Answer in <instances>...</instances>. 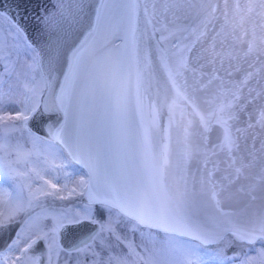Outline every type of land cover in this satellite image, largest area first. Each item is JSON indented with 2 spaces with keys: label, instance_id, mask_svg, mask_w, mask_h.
Wrapping results in <instances>:
<instances>
[{
  "label": "snow or ice",
  "instance_id": "snow-or-ice-1",
  "mask_svg": "<svg viewBox=\"0 0 264 264\" xmlns=\"http://www.w3.org/2000/svg\"><path fill=\"white\" fill-rule=\"evenodd\" d=\"M86 2L53 0L34 44L0 0V19L24 56L17 71L0 40V264H42L40 242L46 264L73 253L75 264H264V137L258 149L255 142L264 88L249 85L262 69L238 81L218 75L231 77L233 61L264 57V0H222L223 8L221 0H95L81 25ZM37 114L56 116L46 135L29 127ZM213 156L222 159L209 168ZM200 157L199 178L189 179ZM72 164L85 171L77 176ZM242 179L247 185L233 192ZM235 193L260 204L226 207ZM76 196L83 199L72 206L46 199ZM12 224L18 229L5 240ZM136 234L153 247L137 245Z\"/></svg>",
  "mask_w": 264,
  "mask_h": 264
},
{
  "label": "water",
  "instance_id": "water-1",
  "mask_svg": "<svg viewBox=\"0 0 264 264\" xmlns=\"http://www.w3.org/2000/svg\"><path fill=\"white\" fill-rule=\"evenodd\" d=\"M95 0H87L86 4H85V8H86V12L85 14L80 18L79 23L81 25H87L88 23L91 22L93 16H94V11L92 9V7L90 6L92 3H94ZM234 2V0H229V5L231 6L232 3ZM241 3H243V0H241ZM221 8H223V3L221 0ZM5 11L9 12L12 16L15 17L16 21L25 29L28 38L34 43V44H40L43 41V33L41 31L42 29V25L39 23V17L44 15V11L45 10H52L53 8V0H6L5 3ZM190 22V21H189ZM223 22L222 17L215 21V25L216 28L215 30H213L212 28L209 29L208 31V35L205 39V43H204V47H207L208 44L211 43L212 37L215 34V31L219 30V26L220 24ZM188 23V22H186ZM221 38L217 37V48L219 50V40ZM201 47V45H197V49H199ZM197 49L193 50V53L189 54L190 56V65L192 68H199V64L203 63V60L197 62L195 59V53L197 51ZM262 61H264V57H261V59L258 61L256 60L254 57H249L247 61L245 60H241L239 62L237 61H233V67H232V73L233 75L231 77H228L226 75L225 70L221 69L218 72V75L227 80H233V81H238L243 79L244 74L247 71H255L256 69H262L257 76L249 81V85L251 88L256 89L257 91H259L261 88H264V64H262ZM157 63L156 60L154 59V64ZM249 64H253L254 67L253 68H249ZM219 69V65L217 64L216 66ZM228 68V64L227 62H225V69ZM238 69V70H237ZM204 72H209L211 71V67L210 66H206L203 69ZM188 76V82L190 85H195L196 81L193 77V74L190 72L187 74ZM157 77L159 80L160 85L163 87L166 86V77L164 75V73L162 72V70H158L157 72ZM197 78H199V76L197 75ZM257 81L259 83H257ZM219 80L215 81L212 85L206 87L203 89L202 92L198 93V95L205 97L207 95L210 94V91L212 89H215L216 87L219 86ZM204 84H207V79H204ZM245 95H247V89H245ZM261 103L260 100L256 101V104L259 105ZM252 106L249 105V110H251ZM166 111V110H165ZM247 120L246 116H242L241 117V126L243 125V121ZM56 121V116L55 115H49V114H37L36 117H34L32 120L29 121V127L32 128L33 131L37 132L38 134H42V135H46V129H45V122H51L54 123ZM162 123L166 124L167 123V117L166 114L162 115ZM255 132L257 133L256 135V147L257 149L259 148L260 145V140L262 137H264V133L261 132V130L259 128L255 129ZM211 135V142H214L216 139V132L213 131V133L210 134ZM210 142V143H211ZM249 146H251L252 140L251 138H249ZM203 157H200L199 160L194 159L192 161V163L189 165V179L192 178H199L200 175V171L203 169V164L201 163V161L203 160ZM219 159H222V157H211L210 158V163H209V168H211L213 161H217ZM80 166V165H79ZM221 167V171L217 172L216 175V179L219 180L222 178L223 173V169L225 167L224 164L220 165ZM248 183V181L246 180H241L239 181L236 185H233V192H235V189L237 187L240 186H246ZM259 195V193H258ZM83 199V198H82ZM251 204L252 206H258L260 204V200L257 199L256 201H250L249 197L244 194V193H235V195L233 196V198L229 201L226 202V207H231L233 209L236 210H240V208L244 205V204ZM10 231L5 235L4 239L5 240H9L12 237H14L16 230L18 229V225L17 224H12L10 225ZM65 241L62 240V243H64ZM4 245H3V241H0V252L4 251ZM35 251L37 254L42 255V264H46L47 261V256L44 255L47 251V249L45 248L43 242H40L37 244ZM232 249H229V252H231Z\"/></svg>",
  "mask_w": 264,
  "mask_h": 264
},
{
  "label": "rangeland",
  "instance_id": "rangeland-1",
  "mask_svg": "<svg viewBox=\"0 0 264 264\" xmlns=\"http://www.w3.org/2000/svg\"><path fill=\"white\" fill-rule=\"evenodd\" d=\"M0 40H3L7 46V49L12 52L10 59L13 61H16L17 71H22L21 65L24 62L23 49L22 48L19 49L21 55L19 57H17L16 53H17L18 49L13 47L14 36L10 32V22L6 19H0ZM3 68H4V64L0 63V72H3ZM13 79H15V77H13ZM6 107L14 108L16 106L15 105H6ZM70 170L74 174H76L77 176L85 171L83 168H81L77 164L70 165ZM62 182H63V179H61V183ZM36 183L39 184L41 182L37 181ZM46 199H47V202L52 201V198H50V197L46 198ZM81 199H82L81 197L76 196V197H72L71 199L66 200V201L56 200L57 202H59V204H57L56 201H52V203H55V205L57 207H59L61 205L72 206V205L76 204L78 201H80ZM160 235H162V234H160ZM131 238L134 239V241L137 245L143 244L144 246H147L148 248L153 247L152 239H150L148 236H144L142 238L139 234H136L135 237H131ZM154 239H159V236L154 237ZM138 250L142 251V249H138ZM125 251H126V249H125ZM60 264H75V259L73 256L71 258H67L62 254L60 257Z\"/></svg>",
  "mask_w": 264,
  "mask_h": 264
},
{
  "label": "flooded vegetation",
  "instance_id": "flooded-vegetation-1",
  "mask_svg": "<svg viewBox=\"0 0 264 264\" xmlns=\"http://www.w3.org/2000/svg\"><path fill=\"white\" fill-rule=\"evenodd\" d=\"M76 255H77V254L73 253V257H74V259H76Z\"/></svg>",
  "mask_w": 264,
  "mask_h": 264
},
{
  "label": "bare ground",
  "instance_id": "bare-ground-1",
  "mask_svg": "<svg viewBox=\"0 0 264 264\" xmlns=\"http://www.w3.org/2000/svg\"><path fill=\"white\" fill-rule=\"evenodd\" d=\"M49 203H52V201H48ZM57 204H59V202L56 201Z\"/></svg>",
  "mask_w": 264,
  "mask_h": 264
}]
</instances>
